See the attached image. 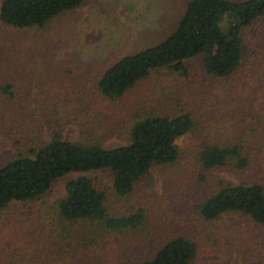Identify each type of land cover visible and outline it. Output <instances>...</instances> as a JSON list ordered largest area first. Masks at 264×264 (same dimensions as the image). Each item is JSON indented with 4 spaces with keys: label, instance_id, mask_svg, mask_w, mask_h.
<instances>
[{
    "label": "rangeland",
    "instance_id": "374dc122",
    "mask_svg": "<svg viewBox=\"0 0 264 264\" xmlns=\"http://www.w3.org/2000/svg\"><path fill=\"white\" fill-rule=\"evenodd\" d=\"M188 1L88 0L43 28L13 35L19 45L15 60L20 40L25 39L30 48L36 45L38 56L25 58L24 72L13 82L7 79L18 102L31 109L17 119L0 109V168L21 152L27 154L29 147L49 142L54 131L66 141L113 149L126 144L132 123L145 114L190 113L195 129L177 141L176 163L154 166L130 196L109 197L113 215L142 211L144 220L137 229L111 232L93 226L92 230L87 222L70 227L62 221L57 206L70 180L86 175L101 189H109L113 180L109 170L70 174L43 196L13 202L0 212V264H133L151 258L177 236L196 243L191 264H264V225L237 213L207 220L199 211L225 181L251 182L254 174L207 171L197 157L204 142L228 143L251 127L232 91L238 94V89L254 91L262 86L258 77L264 72V47H255L254 40L264 35V19L243 30V65L230 81L209 77L200 56L186 62L187 77L166 69L155 71L114 101L103 99L98 90L103 72L120 58L163 42L176 29ZM4 32L0 31L3 50L8 43ZM19 63L15 61L23 65ZM257 152L264 155V139ZM82 230L94 231V237L79 241Z\"/></svg>",
    "mask_w": 264,
    "mask_h": 264
},
{
    "label": "trees",
    "instance_id": "16d2710c",
    "mask_svg": "<svg viewBox=\"0 0 264 264\" xmlns=\"http://www.w3.org/2000/svg\"><path fill=\"white\" fill-rule=\"evenodd\" d=\"M87 1H1L0 31H5L8 38L6 49L0 48V69L5 75H0V100L4 101L0 109L5 115L17 119L29 114L31 107L22 97L19 99L23 102H18L19 96L10 90L12 84L8 80L13 82L16 74L24 72L25 58L38 56L36 45L30 48L29 41L23 37L25 40H20L15 60L19 45L13 42V35L43 28ZM262 19L264 0H189L176 29L163 42L124 56L103 72L98 82L99 93L108 101L120 99L153 72L163 69L187 77L186 62L200 56L209 77L230 81L243 65V30ZM254 43L258 49L264 47V35H258ZM8 53L11 56L7 57ZM261 54L259 52L258 56ZM15 61H22L23 65H16ZM3 63L7 64L4 69ZM258 79L260 85L263 83L254 91L247 88L238 89V94L232 91L233 101L239 102L241 113L249 118L251 127L228 143L204 142L198 150V161L204 170L227 169L236 174H254L251 182L225 181L218 191L206 198L199 211L207 220L237 213L257 225H264V155L257 152L264 139V72L259 73ZM1 94H5V98ZM194 129L195 121L190 113L145 114L132 123L126 144L113 149L66 141L60 132L54 131L49 142L29 147L27 154L21 152L0 168V212L13 202L43 196L58 179L67 175L109 170L113 176L109 189L99 188L93 178L86 175L70 180L65 187V198L57 206L58 217L70 227L87 222L92 230L93 226L111 232L135 230L144 220L142 211L113 215L107 206L109 197L130 196L136 184L148 176L154 166L176 163L180 159L177 141ZM93 232L83 231L79 241L88 242L94 237ZM196 255V243L186 236H177L163 243L151 258L133 264H191Z\"/></svg>",
    "mask_w": 264,
    "mask_h": 264
}]
</instances>
